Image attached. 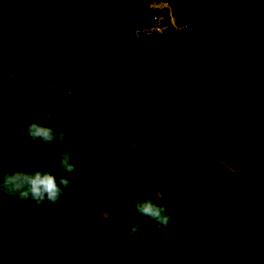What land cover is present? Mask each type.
Returning a JSON list of instances; mask_svg holds the SVG:
<instances>
[{"label": "trees", "instance_id": "trees-1", "mask_svg": "<svg viewBox=\"0 0 264 264\" xmlns=\"http://www.w3.org/2000/svg\"><path fill=\"white\" fill-rule=\"evenodd\" d=\"M69 1L0 0V84L19 78L29 86L63 94L66 89L74 95L81 91V81L108 73L101 91L116 98L126 95L119 85L122 78L144 76L156 85L161 80L165 89L158 86L171 103L163 113L166 139L138 144V126L115 125L108 135L107 159L99 166L84 150H55L30 140L23 131L30 119L8 117L0 128V144H12L0 145V164L15 161L16 170L43 169L57 179L69 175L73 184L57 206L37 207L0 195V264H101L102 249H113L107 264H150V256L144 258L150 255L149 246L138 244L147 228L159 234L155 243L165 258L160 264H211L223 246L230 258L222 264H264V217H252L255 208L246 190L251 183L260 184L264 154L257 164L222 158L239 173L232 171L206 155L220 142L203 134L193 114L196 110L219 118L231 137H251L264 130V0H114L115 10L99 36L92 33V12L99 0ZM153 3L171 6L178 29L171 24V11L152 10ZM19 5L26 10L13 11ZM155 14L170 21V30L132 40L138 28L153 27ZM39 17L45 21L39 22ZM13 32L19 33L18 42ZM169 87L174 97L167 94ZM14 126L23 134L22 147L16 143L20 138L8 134ZM133 150L137 157H127ZM65 151L76 164L72 174L59 167ZM115 156L118 160L113 161ZM134 179L141 182L134 184ZM144 197L165 206L172 218L174 199L202 216L207 235L219 236L209 254L194 252L196 245L186 240L178 221L172 219L167 233L146 217H127ZM137 223L142 227L134 242L126 229ZM197 223L195 232L200 229ZM256 227L257 234H263L258 241L250 234ZM128 240L137 249L133 256L115 248ZM153 264L159 263L153 259Z\"/></svg>", "mask_w": 264, "mask_h": 264}, {"label": "rangeland", "instance_id": "rangeland-1", "mask_svg": "<svg viewBox=\"0 0 264 264\" xmlns=\"http://www.w3.org/2000/svg\"><path fill=\"white\" fill-rule=\"evenodd\" d=\"M73 1L74 0H70L69 3L72 4ZM152 7L153 9L160 10L170 9V6L167 4H153ZM25 10L26 8L23 5L14 6L13 8V11L17 13ZM114 10V0H99L97 9L92 12L94 16V29L92 33L94 36L101 35L107 28L108 17ZM172 16L173 13L171 11V24L174 25L175 29H178L176 21ZM38 21L43 23L45 20L44 18L39 17ZM159 22L154 23V28L151 31L138 30L134 32L131 37L132 40H137L141 35H163L170 30V21L167 22L166 18H160ZM124 32L125 30L122 29L121 34H124ZM11 34V36H14V39L18 42L19 33L13 32ZM107 76L108 73H105V75L101 74L92 79L81 81V91L74 95L71 90L67 91L66 89H63L65 93L63 94L60 92L45 90L38 85L29 86L21 83L19 78L12 83L0 84V128L8 124V117L11 116L22 120L26 117L30 119L29 123H31L38 122L41 115L51 113L54 116V119L50 122L51 127L57 132H63L66 134V139L63 143L54 142L51 144L53 149L59 150L67 148L70 150H84L99 164V166H101V163H105L103 162L104 159H107L105 153L107 152L106 148L109 144L108 135L113 134L112 129H116L115 125L130 127L138 126L135 129L138 136V144H140L141 140L143 142V140L147 139L151 141H154L156 138L165 140L166 135L164 134V128L166 124L163 121V113L171 103L163 96L161 88L158 86L161 85L164 90L165 84L160 80L158 85H156L155 81H151L144 76L138 78H122L120 79L119 85L123 87L126 95L124 97L115 98L106 96L101 91V87ZM166 92L168 95H173L174 97L170 87ZM193 114L197 119L203 134L220 142L217 150L214 147H211V150H206L207 156H212L213 159L219 160L236 173L239 172L226 164L222 158H232V160L235 161L246 159L256 164L263 158L264 130L258 129V131L251 134V137H231L225 133L224 124L221 121H218L219 118H212L208 113H199L196 110H193ZM153 122L156 124L151 127V123ZM78 132L82 134V137L76 135ZM8 134L16 136L18 139L20 138V140L16 142L18 146L22 147L24 145L22 140L23 134L17 127L14 126ZM11 144L12 142L8 140L0 145L4 148H10ZM228 144L233 146L246 145L247 149L243 152H233L223 149L222 145L226 146ZM200 151L203 152L202 150ZM126 156L135 158L137 157V152L133 150L126 154ZM116 160H118L117 156L113 158V161ZM109 161L110 160L107 162ZM16 164L15 161L6 164L1 162L0 166L5 169L9 167L16 169ZM260 175L262 178L260 177L258 182L260 184L258 186L255 187V183H251V185L246 188V190L250 192V198L253 207L255 208V214L252 217H256L257 215L264 217V173L261 170ZM139 182H141L140 179L133 180L134 184ZM240 193H242V191H240ZM233 199L234 198L229 201H232ZM170 207H172L171 211L173 212V220L181 223V231L186 240L193 242L196 245L194 252L196 254H201L205 251L209 254V249L213 246V242L219 239L218 234L215 233L212 235L208 233L207 235L202 226L204 218L197 215L195 212L191 213V210L187 208L184 201L174 199ZM214 210L222 212L220 207H215ZM126 216H136V218L141 217L132 209L126 212ZM195 220L198 222L196 225L200 228L198 232H195ZM142 225L147 226L143 221ZM260 227L264 233V223ZM258 228L259 227H256L250 230V234L256 241H258L257 238H260V235H263L262 233H260V235L257 234ZM150 230L151 229L147 228V231L142 232L139 236L140 242L138 244L144 243L146 246H149L150 255H144V258L147 259L150 256V264H153V259L156 263L160 264V259L165 260V258L162 256L160 246L155 243L157 239H159V234ZM218 230L220 231L219 233L224 232L221 229ZM167 233L169 232L167 231ZM135 237L136 236L133 238L134 242ZM133 240H128V242H124L123 245H120L119 242H117L115 248L117 247L116 249L119 250L124 248L126 249V254L128 253L130 255L131 253L133 256L137 251V249H133L134 246L131 245ZM251 240L252 238L249 237V241ZM224 247L225 246L220 248V251H217V253L214 254L213 261H210L211 264L215 262L222 264L229 260V253L222 252ZM169 250L171 251V249ZM101 251L104 252V254H102L100 258L98 257V262L101 264H107L111 259L113 249L110 253L108 251L105 253V249H102ZM82 253L84 252L80 251L78 255L84 257ZM122 256L123 255L120 254L118 257L122 258ZM142 257L143 256H141L140 259Z\"/></svg>", "mask_w": 264, "mask_h": 264}, {"label": "clouds", "instance_id": "clouds-1", "mask_svg": "<svg viewBox=\"0 0 264 264\" xmlns=\"http://www.w3.org/2000/svg\"><path fill=\"white\" fill-rule=\"evenodd\" d=\"M153 4L157 5L158 3ZM152 5V10H160L153 9ZM167 10L171 11V6L170 9ZM153 28L154 27L148 30L151 31ZM141 29L142 28H138L136 31ZM142 30L148 31L145 29ZM53 119V114L45 113L39 117L38 122L26 123L23 127V131L32 141L39 140L44 144H52L54 142L63 143L66 139V134L57 132L51 127L50 122ZM59 167L68 174H72L76 171V164L73 162L70 152L65 151L61 154ZM72 184L73 181L67 176L60 175L57 179V176L43 169L16 170L11 167L5 169L0 166V195L9 197V200L32 202L37 207H44L46 205L57 206L62 203L65 190L72 187ZM133 208L136 214L154 222L162 231H167L173 219L167 212L166 207L157 203L151 197L138 198ZM141 227L142 225L137 223L126 229V231L130 237H134Z\"/></svg>", "mask_w": 264, "mask_h": 264}, {"label": "built area", "instance_id": "built-area-1", "mask_svg": "<svg viewBox=\"0 0 264 264\" xmlns=\"http://www.w3.org/2000/svg\"><path fill=\"white\" fill-rule=\"evenodd\" d=\"M160 18H163V17H160V16H158V15L155 14V17H154L155 23H158ZM141 31H143V30L141 29Z\"/></svg>", "mask_w": 264, "mask_h": 264}, {"label": "bare ground", "instance_id": "bare-ground-1", "mask_svg": "<svg viewBox=\"0 0 264 264\" xmlns=\"http://www.w3.org/2000/svg\"><path fill=\"white\" fill-rule=\"evenodd\" d=\"M139 34V33H138Z\"/></svg>", "mask_w": 264, "mask_h": 264}]
</instances>
